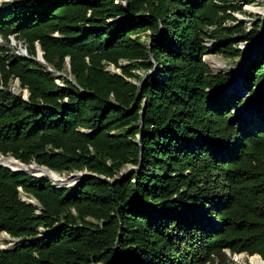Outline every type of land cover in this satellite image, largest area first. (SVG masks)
I'll return each instance as SVG.
<instances>
[{"label": "trees", "instance_id": "trees-1", "mask_svg": "<svg viewBox=\"0 0 264 264\" xmlns=\"http://www.w3.org/2000/svg\"><path fill=\"white\" fill-rule=\"evenodd\" d=\"M243 13L239 0L2 3L0 238L19 243L0 264L264 262V99L245 118L248 101L225 94L234 77L205 62L206 39L234 61L260 37L264 21L236 26ZM247 63L255 95L264 49ZM67 67L60 86L48 69ZM36 166L90 175L62 187Z\"/></svg>", "mask_w": 264, "mask_h": 264}, {"label": "rangeland", "instance_id": "rangeland-1", "mask_svg": "<svg viewBox=\"0 0 264 264\" xmlns=\"http://www.w3.org/2000/svg\"><path fill=\"white\" fill-rule=\"evenodd\" d=\"M7 2H11V0H0V8L2 3H7ZM239 4L243 5V9H244V13L243 14H236L235 17L237 18V20H239V22L236 24V26L242 25L244 24L245 28H247L248 32H251L253 29H255L256 25H258L261 21H264V0H239ZM148 36H143V41L147 42ZM213 41V40H212ZM259 41V43L261 44L260 47H255L254 49H252L249 52V57L248 60L250 59H255V58H259L260 57V51L264 49V37L260 42V37L256 40ZM12 44L10 46V49L12 50H16L18 49V51H16L17 53H21V51L25 50V47L23 44H17L15 42L14 39L11 40ZM0 43H2L1 39H0ZM251 44H242L241 48L243 50L246 49V47H249ZM242 61L241 59H236V60H227L224 59L223 57L216 55V54H209L205 57V62L207 63V65L209 66V68L211 69L212 73L214 74H230L233 77L237 76V74H239L237 77V81L235 82V84L233 85V93L238 92L236 94H240L241 97L245 98L248 102H245L241 107L238 108L237 112L241 115H243L245 118L247 119H251L255 116V119L258 120V118L255 115L256 112V107L258 106V104H260V102H262V100L264 99V88L263 89H258L257 90V94L255 95H250L244 79H243V75L246 72V68H244V64H241L240 62ZM246 61V62H247ZM42 63V60L40 61ZM44 65V64H43ZM127 63H123V66H126ZM219 65L223 66L220 67ZM248 66V64H247ZM48 71L50 73H52L57 81V83L60 86L64 85L65 81H70L72 82V78L70 75V70L67 67L65 72L62 74H57L55 73L52 69H48ZM107 71L111 72L112 74H121L120 70H116L114 67H109L107 69ZM136 75H140L144 80L147 79V76L149 75H155L157 76L159 74V71H155L149 75H146L143 72H135ZM139 86L141 85V83L138 84ZM12 90L19 95H22L24 98L28 97V91L26 90H22L19 87V82H15L12 85ZM235 90V92H234ZM254 100L255 103L249 102L250 100ZM259 121V120H258ZM10 162V160L6 157V159H0V164H4V165H8ZM15 163V162H14ZM16 165V163H15ZM18 166H22L20 164L17 163ZM33 170L37 175H40L42 177H47L50 178L54 184L65 187V186H75L76 184H78L81 176L77 175L76 173L74 174H68V173H51L47 170L44 169H40L39 167H33ZM139 171L138 168L136 167H127L125 168V170H123V174L118 176V178H124L127 176L132 175L133 173ZM22 198L24 202H27L28 204L34 205V206H38V202L31 197H28L24 194H22ZM19 243V241H14L11 240L10 237L6 234H3L0 238V248L3 245L5 247L6 250H11L13 249L17 244ZM3 249V248H1ZM0 249V250H1ZM245 260L243 262V260H241L239 257H234L233 260L235 262V264H250L251 259L250 257H248L247 255H245Z\"/></svg>", "mask_w": 264, "mask_h": 264}, {"label": "water", "instance_id": "water-1", "mask_svg": "<svg viewBox=\"0 0 264 264\" xmlns=\"http://www.w3.org/2000/svg\"><path fill=\"white\" fill-rule=\"evenodd\" d=\"M263 37H264V28H263V30H262V33H261V35H260V42H261V40L263 39ZM261 46V44L259 43V41H255V42H253V43H251V45L249 46V47H247L248 49L247 50H243V52H244V56H243V58H242V61L240 62L241 64H244V68H246L247 69V60H248V57H249V52L252 50V49H254L255 47H260ZM20 55L21 56H23V57H25V58H28V54H27V50L25 49V50H23V51H21V53H20ZM69 70H70V67H69ZM237 79H238V77L237 76H235L234 77V79H233V81H232V83H231V85H230V87L225 91V94H228V93H231V92H233V90H232V88H233V85H234V83L237 81ZM25 98H28V97H25ZM1 166V165H0ZM37 167V166H36ZM33 169V168H32ZM41 169V168H40ZM45 170V169H44ZM48 171V170H47ZM50 172V171H49ZM51 173H54V172H51ZM77 175H80L81 177H85V176H88V175H90V174H88V173H85V174H79V173H76ZM56 185V184H55ZM0 251H7L6 249H1ZM241 256H244V255H240V256H238L239 258L241 257ZM259 257V256H258ZM261 258V257H260ZM262 259V258H261ZM263 260V259H262ZM264 261V260H263Z\"/></svg>", "mask_w": 264, "mask_h": 264}, {"label": "built area", "instance_id": "built-area-1", "mask_svg": "<svg viewBox=\"0 0 264 264\" xmlns=\"http://www.w3.org/2000/svg\"><path fill=\"white\" fill-rule=\"evenodd\" d=\"M215 42L214 41H212L211 39H206V41H205V46L208 48V50H209V52H210V54H212L213 53V51H214V49H215ZM241 48V47H240ZM242 49V48H241ZM0 156H1V158H6L5 156H3V155H1L0 154ZM21 194H23L22 193V191H21ZM11 239V238H10ZM11 240H14V241H19V240H15V239H11Z\"/></svg>", "mask_w": 264, "mask_h": 264}, {"label": "bare ground", "instance_id": "bare-ground-1", "mask_svg": "<svg viewBox=\"0 0 264 264\" xmlns=\"http://www.w3.org/2000/svg\"><path fill=\"white\" fill-rule=\"evenodd\" d=\"M247 49H248V48L246 47L245 50H247ZM219 66H220V67H223V66H221V65H219ZM238 75H239V74H237V76H238ZM234 84H235V83H234ZM0 159H4V158H1V156H0ZM5 159H6V158H5ZM15 163H16V166H17V167H20V166L17 165V163L20 164L19 162H15ZM0 165H2V164H0ZM20 165H21V164H20ZM21 168H23V167L21 166ZM1 248L5 249V247H4L3 245L1 246ZM1 248H0V249H1ZM245 257H246L245 255H244V256H241L240 259L243 260V262H244ZM250 264H264V262H262V261H260V260H258V259H254L253 261L250 262Z\"/></svg>", "mask_w": 264, "mask_h": 264}]
</instances>
